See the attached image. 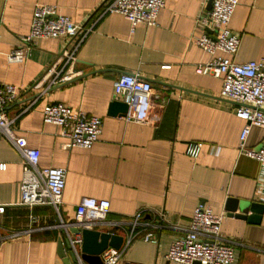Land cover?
<instances>
[{
	"label": "crops",
	"instance_id": "crops-1",
	"mask_svg": "<svg viewBox=\"0 0 264 264\" xmlns=\"http://www.w3.org/2000/svg\"><path fill=\"white\" fill-rule=\"evenodd\" d=\"M107 1L0 0V85L20 91L7 116L17 134L39 151L42 168L66 169L65 220H75L83 197L107 199L111 211L97 230L122 236L123 245L141 214L137 236L119 264H174L165 255L204 203L225 215L221 234L235 247L234 264H264V164L240 154L246 123L236 114L238 104L221 97L223 77L197 72L213 59L195 41L208 31L199 19L211 10V0H166L156 26L141 24L135 30L122 15L102 16ZM239 1L231 21L241 36L234 60L259 61L264 58V0ZM37 4L56 5L60 14L91 28L77 61L66 69L73 73L67 82L52 85L44 77L74 41L39 39L23 63L7 59L24 45ZM124 73H138L152 83L151 124L128 123L123 112L112 113L114 81ZM54 103L103 120L91 149L68 148L61 128L44 122V107ZM263 141L264 129L254 127L247 147L258 148ZM0 161L6 164L0 171V205L5 206L0 234L21 233L0 245V264H65L58 254L63 233L54 210L21 204L25 160L4 135ZM230 200L253 202L263 210L250 212L251 219L239 218L229 211ZM149 232L158 243L143 239Z\"/></svg>",
	"mask_w": 264,
	"mask_h": 264
},
{
	"label": "built area",
	"instance_id": "built-area-1",
	"mask_svg": "<svg viewBox=\"0 0 264 264\" xmlns=\"http://www.w3.org/2000/svg\"><path fill=\"white\" fill-rule=\"evenodd\" d=\"M239 0H211V10L203 14L199 21L208 31L197 37L196 44L213 59L197 67V72L223 77L221 97L238 104L237 116L246 125L240 137V154L264 164V141L255 149L247 147L252 128L264 129V58L259 61L237 62L241 36L231 27L233 15ZM166 0H108L103 4L102 16L119 14L130 23L132 30L144 24L156 26ZM91 28L76 24L70 17L59 13L56 5L37 4L34 10L31 31L22 37L23 46L8 54L10 63H23L30 48L39 39H67L74 41L73 47L65 51L44 77L52 80V85L64 83L73 78L66 69L77 61L80 46L87 38ZM222 52L224 56H217ZM63 64L62 68H59ZM44 82L35 87L40 88ZM114 98L127 104L122 118L128 123L151 124V111L154 88L150 81L138 73L121 74L114 81ZM19 88L12 84L0 85V136L4 135L20 152L25 160L24 176L21 182V204L30 208L46 206L54 210L55 217L62 229L63 236L71 240L72 250L77 253L83 243L82 234H72L71 226L80 229H97L106 224L111 211V202L107 199L83 197L76 208V218L67 222L63 216L62 205L67 182V171L60 167L40 166V153L29 146L25 137L19 136L14 127V119L7 116V107L19 99ZM43 120L61 128V134L67 138L68 148L91 149L99 140L103 131V120L84 110H74L62 103L44 107ZM200 146L193 150L195 156ZM6 164L0 161V171ZM5 206L0 205V213ZM141 214L133 219V229L126 244L120 249L109 248L102 254L103 264H119L130 243L137 236L135 228ZM224 214H216L204 203L195 208L190 226L184 236L170 245L165 260L174 264H234L235 247L222 238ZM20 232L11 236L0 234V245L11 238H18ZM143 239L158 243L156 234L149 232ZM81 264V263H80ZM123 264H145L125 262Z\"/></svg>",
	"mask_w": 264,
	"mask_h": 264
},
{
	"label": "water",
	"instance_id": "water-1",
	"mask_svg": "<svg viewBox=\"0 0 264 264\" xmlns=\"http://www.w3.org/2000/svg\"><path fill=\"white\" fill-rule=\"evenodd\" d=\"M212 5V4H211ZM112 113L127 111V104L121 101H116L112 105ZM231 206L229 211L234 213L239 218H249L250 212H262V206L253 202H243L240 200H230ZM239 214H235L236 212ZM255 219V218H254ZM72 234H82L83 243L80 251L75 253L72 250L71 240L69 237H60L58 245V254L65 264H103L102 254L109 248L120 249L123 246L124 238L122 236L105 232L97 229H80L75 226L70 227ZM199 264V263H196Z\"/></svg>",
	"mask_w": 264,
	"mask_h": 264
}]
</instances>
